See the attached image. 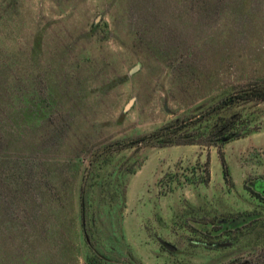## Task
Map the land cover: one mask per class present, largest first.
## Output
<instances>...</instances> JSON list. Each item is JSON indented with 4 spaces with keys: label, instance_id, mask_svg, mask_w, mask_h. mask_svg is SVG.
Segmentation results:
<instances>
[{
    "label": "rangeland",
    "instance_id": "rangeland-1",
    "mask_svg": "<svg viewBox=\"0 0 264 264\" xmlns=\"http://www.w3.org/2000/svg\"><path fill=\"white\" fill-rule=\"evenodd\" d=\"M262 82L264 0H0V264L257 260L264 103L158 131Z\"/></svg>",
    "mask_w": 264,
    "mask_h": 264
},
{
    "label": "trees",
    "instance_id": "trees-1",
    "mask_svg": "<svg viewBox=\"0 0 264 264\" xmlns=\"http://www.w3.org/2000/svg\"><path fill=\"white\" fill-rule=\"evenodd\" d=\"M251 103H264V82L252 84L243 89H237L234 92L231 91L221 99L210 112H205V115L215 114L219 116L218 125L210 131L209 136L202 135L204 133L186 136V132H190V130L194 129L197 123V120L191 121L187 118L163 127L158 131V134H163L164 139L162 135H160V138L163 139L165 145H205V143H213L212 140L225 145L231 139L235 140L240 137L242 138L245 133L244 131H246L244 130L243 132L236 133L235 130H233L237 126L236 121L240 116L229 114V111L233 110L236 106ZM236 131L238 130L236 129ZM222 163L225 167L226 162L223 159ZM225 178H229V173L227 171H225ZM206 181L208 180L203 179V183ZM257 195L261 197L260 194ZM255 221L256 220H253L251 223H256ZM242 264H264V250L263 254L257 256V260H244Z\"/></svg>",
    "mask_w": 264,
    "mask_h": 264
}]
</instances>
